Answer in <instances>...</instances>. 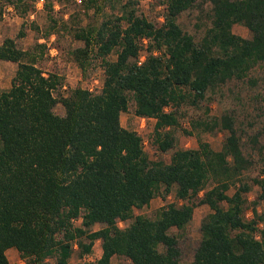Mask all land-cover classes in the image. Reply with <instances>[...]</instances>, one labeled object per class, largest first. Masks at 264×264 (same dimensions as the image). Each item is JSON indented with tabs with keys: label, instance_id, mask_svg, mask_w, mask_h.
<instances>
[{
	"label": "trees",
	"instance_id": "16d2710c",
	"mask_svg": "<svg viewBox=\"0 0 264 264\" xmlns=\"http://www.w3.org/2000/svg\"><path fill=\"white\" fill-rule=\"evenodd\" d=\"M105 1L117 3V11L76 30L83 46L70 51L83 69L94 46L103 72L97 93L80 87L59 93L56 75H43L33 56L22 61L28 54L11 38L0 43V60L17 63L10 86L0 91V264L8 263L9 248L24 264H71L73 252L88 254L96 239L98 258L73 264H110L113 255L130 264H179L178 233L197 204L210 212L199 224L193 264H264V207L244 218L250 186L241 174L251 163L231 116L192 122L203 131H227L218 150L204 142L177 148L174 134L182 104L198 107L207 91L264 62V0H207L208 24L198 39L176 21L194 0H161L159 24L136 13V0ZM234 24L249 36L234 34ZM143 39L147 53L139 61ZM113 49L115 59H103ZM129 98L134 115L154 120L155 148L172 149L168 161L148 159L140 135L120 125ZM56 103L62 115L54 113ZM251 181L264 200V168ZM170 191L187 202L167 203L153 217L133 215ZM96 223L101 227L91 230Z\"/></svg>",
	"mask_w": 264,
	"mask_h": 264
},
{
	"label": "rangeland",
	"instance_id": "374dc122",
	"mask_svg": "<svg viewBox=\"0 0 264 264\" xmlns=\"http://www.w3.org/2000/svg\"><path fill=\"white\" fill-rule=\"evenodd\" d=\"M124 1V0H122ZM95 5L88 0H0V43L5 38H11L16 47L25 51L22 61H29L33 56L34 64L43 72L56 75L60 82L58 92L65 95L74 87L97 93L100 90L103 72L101 57L94 55V46L84 59V68L80 69L72 60L70 51L82 47L83 42L74 37V32L79 28H86L98 23L108 14L116 12L118 4L112 7L104 0H96ZM113 3V1L111 2ZM136 13L150 21L159 24L162 20L164 5L161 0H136ZM209 3L207 0H194L190 9L182 12L177 17V23L182 30L192 34L198 39L208 24L207 14ZM231 31L241 37H248L249 33L243 26L234 24ZM146 40H141L138 60L141 61L146 50ZM113 49L103 59L114 60ZM15 62L0 60V91L10 86L11 78L16 69ZM198 107L182 104L179 107L180 115L174 134L177 138L176 147L194 148L198 142H204L212 150L221 146L226 130L218 127L213 132L203 131L192 122L205 116L218 118L223 113L229 114L233 120V128L238 136L242 154L250 160V166L243 170L241 178L246 181L250 189L245 194L247 206L244 218L252 216V207L260 212L264 207V200L256 198L258 187L252 183V178L258 177L264 168V134L261 128L264 124V62H259L251 68L245 77L232 79L224 84L207 91L203 102ZM205 106L207 112L204 111ZM168 109V108H166ZM54 113L63 114L59 103L53 106ZM152 118H143L133 114V101L128 100L127 109L120 113L119 123L122 127L134 130L142 139L143 150L148 159L168 161L172 149L160 152L152 142ZM211 186L207 182L205 189ZM234 187L227 191L231 194ZM202 191L198 193L200 196ZM187 201L175 198L173 191L165 196L158 193L141 208H133V215L153 217L155 211L167 203H185ZM210 212L205 204H197L193 208L192 217L186 227L178 233L179 264H193V253L200 239L199 224L201 219ZM117 220L119 228L129 223ZM79 218L72 221L73 226L79 225ZM101 224H93L90 229L96 230ZM7 264H24L15 249L5 251ZM100 254V240L93 241L91 251L78 257L75 252L69 258L71 264L77 261H93ZM110 264H130L123 256L113 255Z\"/></svg>",
	"mask_w": 264,
	"mask_h": 264
},
{
	"label": "crops",
	"instance_id": "0c3cea01",
	"mask_svg": "<svg viewBox=\"0 0 264 264\" xmlns=\"http://www.w3.org/2000/svg\"><path fill=\"white\" fill-rule=\"evenodd\" d=\"M9 249H11V248H9Z\"/></svg>",
	"mask_w": 264,
	"mask_h": 264
}]
</instances>
